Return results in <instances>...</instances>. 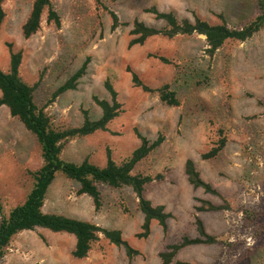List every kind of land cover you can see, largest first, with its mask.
<instances>
[{
    "label": "rangeland",
    "instance_id": "obj_1",
    "mask_svg": "<svg viewBox=\"0 0 264 264\" xmlns=\"http://www.w3.org/2000/svg\"><path fill=\"white\" fill-rule=\"evenodd\" d=\"M33 1L4 3L0 68L9 69L10 43L23 51L21 75L35 87L36 102L57 127L81 125L86 110L93 119L99 118L102 111L94 96L111 98L105 86L109 79L122 104L119 116L108 130L71 139L62 155L104 166L109 150L121 161L140 145L136 129L151 140L163 135V143L137 164L135 172L164 175L149 184L145 194L155 205H164L170 217L166 228L154 221L150 235L139 238L144 214L131 188L101 185L102 205L97 208L91 196L80 193L79 182L59 174L50 186L46 212L119 229L140 254L130 259L123 247L101 235L87 257L76 258L73 234L38 227L18 233L0 264H161L160 252L169 244L200 236L197 220L208 234L233 245H189L178 251V261L264 264V232L259 236V226L264 231V28L245 41L227 40L210 57L202 34L156 35L130 46L132 25L114 29L110 14L116 12L124 23L139 19L161 28L164 22L146 10L157 6L180 18L198 16L240 28L256 16V0H52L61 24L48 22L45 14L41 28L26 38L22 26ZM84 66L76 87L53 99ZM129 69L153 88L170 82L180 104L167 105L157 94L135 86ZM222 138L224 149L214 158H203ZM189 158L219 194L189 182L185 173ZM42 163L36 136L1 106L0 195L7 209L25 199L33 183L29 171ZM203 200L225 208L197 210ZM246 209L260 213L254 226L248 225Z\"/></svg>",
    "mask_w": 264,
    "mask_h": 264
},
{
    "label": "trees",
    "instance_id": "obj_2",
    "mask_svg": "<svg viewBox=\"0 0 264 264\" xmlns=\"http://www.w3.org/2000/svg\"><path fill=\"white\" fill-rule=\"evenodd\" d=\"M5 1L0 0V28L6 18ZM96 1L100 2V0ZM256 4L258 9L256 16L240 28L231 27L226 22L211 23L198 16L194 20L180 18L174 11H163L157 6L146 10L164 22V26L161 28L148 25L139 19H135L132 23H124L116 12L110 11V14L114 29L121 25H132L131 33L133 38L130 41V46L143 44L148 38L156 35L173 38L178 35L202 34L206 36L207 53L211 57L227 40L245 41L264 28V0H256ZM45 14L48 22L55 23L57 26L61 24L60 15L55 9L52 0H34L30 14L22 26V32L26 38L34 35L41 28ZM9 50V69L5 71L0 68V107L3 105L7 106L12 116L17 117L36 136L41 147L43 163L38 169L29 171L33 183L21 203L7 209L0 195V260L5 257L13 238L18 233L24 230H34L38 227L54 232L73 234L76 237V244L73 250V255L76 258L87 257L93 244L100 239L101 235H104L112 244L123 247L127 256L130 259H134L140 254V251L123 237L121 230L106 228L95 222L64 214L46 212L44 206L50 186L59 174H64L66 177L80 183V193L91 196L97 208L102 205L101 185L113 188H131L135 192L139 208L144 214L141 231L136 234L137 237L147 238L151 233V225L154 221H158L162 227L166 228L170 213L166 211L164 205H155L145 194L146 187L152 182L161 181L164 175L161 173L151 175L135 172L137 164L163 143L164 136L160 135L157 139L151 140L136 129V134L141 141L140 145L121 161H116L109 150L107 162L104 166H100L88 158L82 162L66 160L62 153L65 145L71 139L84 137L100 130H108L110 123L119 116L122 104L118 100V92L115 86L107 79L105 86L111 98L102 99L94 96L95 102L102 111L99 118L93 119L86 110L85 118L81 125L57 127L45 108L39 106L36 102L35 87L21 75L20 67L23 60V51L15 50L12 43L9 44ZM160 59L167 63L170 62L166 57H160ZM84 70L85 66L54 93L53 99L59 94L75 88L76 81L82 76ZM129 71L132 72V80L135 86L141 87L146 92L157 94L160 100L167 105L177 106L180 104L178 93L170 82L153 88L145 84L136 72L130 69ZM225 145L226 139L222 138L219 144L203 154V158L216 157L224 149ZM185 173L194 187H202L205 192L219 194L210 182L203 179L196 162L191 158L187 159L185 163ZM222 208L225 207L223 205H215L206 200H203L202 205L196 207L197 210H217ZM245 215L248 225L254 226L260 220V213L256 210L246 209ZM197 223L200 236L197 238L185 237L179 243L169 244L160 252L161 264H197L176 259L178 251L189 245L202 243L233 245L226 239L208 234L201 220H197ZM261 226H264V223ZM259 228V236H262L264 231L260 226ZM262 256H264V247Z\"/></svg>",
    "mask_w": 264,
    "mask_h": 264
},
{
    "label": "crops",
    "instance_id": "obj_3",
    "mask_svg": "<svg viewBox=\"0 0 264 264\" xmlns=\"http://www.w3.org/2000/svg\"><path fill=\"white\" fill-rule=\"evenodd\" d=\"M153 224V223H152Z\"/></svg>",
    "mask_w": 264,
    "mask_h": 264
}]
</instances>
